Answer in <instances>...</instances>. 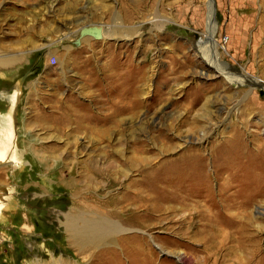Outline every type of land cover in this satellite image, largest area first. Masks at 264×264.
I'll return each instance as SVG.
<instances>
[{
  "label": "rangeland",
  "instance_id": "1",
  "mask_svg": "<svg viewBox=\"0 0 264 264\" xmlns=\"http://www.w3.org/2000/svg\"><path fill=\"white\" fill-rule=\"evenodd\" d=\"M0 114V264H264V0H0ZM188 157L205 184L155 186Z\"/></svg>",
  "mask_w": 264,
  "mask_h": 264
},
{
  "label": "bare ground",
  "instance_id": "2",
  "mask_svg": "<svg viewBox=\"0 0 264 264\" xmlns=\"http://www.w3.org/2000/svg\"><path fill=\"white\" fill-rule=\"evenodd\" d=\"M211 4H212V1H211ZM211 12H212L211 17L213 18V16L215 15L214 9H212ZM88 31H90V30H88ZM91 32H94V30L91 29ZM220 71L221 70H219L218 72L221 75ZM239 81L241 82L240 79H239ZM13 119L15 120V122ZM13 119L11 118V115H9V114H8V117L0 114V167L7 165V164L12 165L16 161V156L14 153H12L10 151L9 152H3L4 149L9 144L8 140H11V138L16 140L18 137V126H17V125H19L18 119L15 118V116ZM14 145L16 146L17 142H15ZM17 152H18V148H17ZM19 156H20L19 157L20 163L17 167L21 168L24 165V162H22L23 161L22 160L23 155L19 154ZM184 159H186V160H183L181 162L176 161V163H174V165H176V167H177V171L174 173H168L167 175H165L166 179L160 180L161 176L159 178L157 176L158 179H157V182L155 183V186H157L159 183H161L163 181H165V182L168 181V182H170V185H172L171 187L166 188V190H168V191L174 189V187H175L176 189L179 190V192H183V189H188L189 190L188 192L194 193L195 189H197L199 186H202L203 184H205V182L207 180V178H206L207 176L203 174V169H202L200 160L196 159L194 157H192V158L188 157V158H184ZM129 163L131 165H134V166H136V165L140 166V165L148 164V161L143 160L141 162L139 160H134V161H131ZM184 164H188L189 166L185 167ZM17 167H15V168H17ZM121 175H124V174H121ZM191 176H194L193 177L194 178L193 184L189 187L188 186L186 187L182 184V187H181L180 183H183L185 180H187ZM142 182H144V181H142ZM150 184H152V186H153V188H152L153 191H152V189L149 190L146 186V183H145L146 189L150 194L147 193L146 191H144V189H143V194L141 195L143 198L141 199V201H146V202L152 201V204L148 205V206L151 207L153 211H156L158 209H162L163 205L165 203L170 202V201H168L169 200L168 198L159 199L157 197H153L151 194H154V191L157 189L155 188V186L153 185L152 182ZM11 190L12 189H6V187L2 188L0 186V215L2 214V211H3L4 206H5V204H4V202L6 200L5 197L8 198V196H10ZM139 190L141 191V189H139ZM145 193L147 195L149 194L148 200H147V195H144ZM139 194H140V192H139ZM212 201H213L212 203H216L215 199H213ZM220 202H221V204L224 203L223 199H219V204H220ZM117 205L118 204L115 203L112 207H114V206L117 207ZM107 214H111V212L107 211ZM99 218L93 219L90 221H84L83 220L82 222H80V220L78 221V220L72 218L71 216H65L64 224L66 227V232H67V234H69L73 238V240L76 241V243L78 245H82V247H84L85 244L96 245V244L102 243L103 241H106V240L111 241L113 239L114 235L120 233L123 230V228H121V226L117 222L113 223L112 219L107 218L106 220L105 219L101 220Z\"/></svg>",
  "mask_w": 264,
  "mask_h": 264
},
{
  "label": "flooded vegetation",
  "instance_id": "3",
  "mask_svg": "<svg viewBox=\"0 0 264 264\" xmlns=\"http://www.w3.org/2000/svg\"><path fill=\"white\" fill-rule=\"evenodd\" d=\"M1 115H3V114H1ZM7 115V114H6ZM5 115V116H6ZM8 116V115H7ZM17 140L18 139H12L11 138V140H8L9 141V144H8V146L4 149V151L3 152H12V153H14L15 154V156H16V161L11 165L12 167H17L18 165H19V153L17 152V148L19 147L18 146V143H17V145L15 146L14 144H15V142H17ZM18 168V167H17ZM5 199H6V197H5ZM5 207L6 206H4V209H5ZM3 209V210H4ZM3 212V211H2Z\"/></svg>",
  "mask_w": 264,
  "mask_h": 264
},
{
  "label": "built area",
  "instance_id": "4",
  "mask_svg": "<svg viewBox=\"0 0 264 264\" xmlns=\"http://www.w3.org/2000/svg\"><path fill=\"white\" fill-rule=\"evenodd\" d=\"M56 63V59L53 57V58H51V60H50V64L51 65H54Z\"/></svg>",
  "mask_w": 264,
  "mask_h": 264
}]
</instances>
